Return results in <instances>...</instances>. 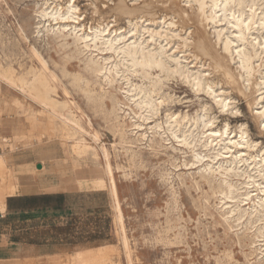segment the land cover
<instances>
[{"label":"rangeland","instance_id":"374dc122","mask_svg":"<svg viewBox=\"0 0 264 264\" xmlns=\"http://www.w3.org/2000/svg\"><path fill=\"white\" fill-rule=\"evenodd\" d=\"M69 4L76 7L80 25L105 22L125 33L131 31L129 21L135 23L140 16L175 17L179 28L193 32L194 42L199 39L209 45L208 54L193 45L190 60L196 57L209 64L204 68L210 73L208 80L219 81L216 89L222 88L234 109L233 114L221 113L208 95L195 93L176 78L166 89L174 105L162 108L158 118L167 108L189 117L205 113L214 118V129H222L226 122L231 136L244 125L258 144L251 154L264 149V119L256 115L257 75L244 94L237 92L240 84L234 88L220 79L212 64L215 37L206 26V10L198 13L194 4L184 7L183 0H0V159L5 160L0 194L5 200L9 189L30 192L50 185L73 193L70 212L31 223L43 232L41 239L56 233L59 237L58 254L49 258L51 264H264V247L261 253L257 250L264 242L254 238L255 227L224 220L223 211L232 203L213 194L219 181L197 173V165H190L189 149L179 148L172 139L163 140L166 134L154 135L147 130L152 123L134 118L142 126L134 129L125 114L119 112L120 118L114 119L116 112L103 98V90L115 95L125 112L130 105L113 86L86 72L85 65L97 59L95 53L74 44V35L67 31L54 30L60 20L42 17L43 10L52 8L65 13ZM182 17L187 19L184 24ZM52 74L60 81L58 87ZM127 75L133 84L148 86L140 73ZM63 89L70 95L67 99L91 118L96 135L79 120L81 112L66 105ZM81 139L94 157L76 155L75 141ZM101 145L108 156L115 198ZM10 223L26 224L16 218Z\"/></svg>","mask_w":264,"mask_h":264},{"label":"bare ground","instance_id":"6f19581e","mask_svg":"<svg viewBox=\"0 0 264 264\" xmlns=\"http://www.w3.org/2000/svg\"><path fill=\"white\" fill-rule=\"evenodd\" d=\"M183 2L184 7L188 8L194 4L198 13L206 10V26H210L209 29L215 37V42L212 43V64L220 74V79L226 84H233L234 88L237 83L240 84L237 92L244 94L251 90L254 75H257L259 82L255 84L258 92L256 105L260 107L256 115L264 119V69H261L264 68V36L261 35V32H264V0H183ZM75 11L76 7L69 4L65 13L61 12L60 7L52 8L50 12L43 10L42 17L60 20L54 30L60 33L67 31L68 34L74 35V44L81 45L86 52L95 53L97 59L95 61L92 59L85 65L86 72L94 78L98 77L106 85L113 86L124 95L125 101L130 105L126 107L128 112H125L120 100L103 90V98L110 100L111 108L116 112L114 119L120 118L118 113L121 112L128 116L130 127L134 129L142 127L141 124H136V121L133 122L134 118L146 124L152 123L147 130L154 135L166 134V139L163 140L172 139L179 148L189 149L193 159L190 165H197V173H200L201 177L206 175L219 181L217 187L212 188L213 194H219L224 200L232 203L231 207L223 211L224 220L233 219L239 224L245 222V227L247 225L255 227L254 238L264 242V149L260 148L256 154L250 153L258 144L249 138L244 125H240L237 133L231 136L233 132H229L226 122L222 129H214L212 116L208 118V114L203 113L189 117L184 111L171 112L168 106H171L174 100L166 91L169 89L167 83L171 79L179 78L195 93L208 95L221 113L233 114L234 108L231 107L230 98L224 95L222 88L216 89L219 81L208 80L210 73L204 68L209 64L198 61L193 56L190 60L189 50L193 45L203 50L205 54H208L209 45L199 39L194 42L193 32L189 28H184L185 30L179 28L175 17L172 16L167 18L166 15H160L155 20L140 16L135 23L129 21L131 31L125 33V30H112L109 23L105 22L84 27L80 25ZM185 20L187 19L182 17L181 23L184 24ZM199 31L201 32V29L194 33L198 35ZM179 48L183 50L178 52ZM223 61L227 62L226 66L223 65ZM127 73H140L147 80L148 86L143 87L142 83L133 84ZM51 78L58 87L60 84L58 78L54 74ZM118 81L121 83L116 89ZM63 93L66 99L70 96L66 89H63ZM65 103L81 112L74 101L67 99ZM165 106L169 108L163 110L164 116L159 119L158 115ZM203 106V110H206L207 105ZM83 117L86 121H83ZM90 119L81 112L79 120L95 134ZM118 126L123 127L119 123ZM75 144L77 156L84 157L90 154L94 157L92 148L82 139L75 141ZM99 148L105 162L109 189L114 197L115 190L110 179L111 168L106 149L102 145ZM170 148L173 151L177 150L172 146ZM179 151L181 152V149ZM4 164L3 157L0 159L1 169ZM183 166L187 167V164L184 163ZM14 195L15 191L9 189L8 196ZM4 202V195L0 194V208L4 206ZM245 205L248 206L244 207ZM114 207L117 209L115 200ZM257 246L261 253L264 243Z\"/></svg>","mask_w":264,"mask_h":264},{"label":"crops","instance_id":"0c3cea01","mask_svg":"<svg viewBox=\"0 0 264 264\" xmlns=\"http://www.w3.org/2000/svg\"><path fill=\"white\" fill-rule=\"evenodd\" d=\"M53 189L51 185L40 191L19 189L14 196L5 199L0 209V264H29L31 261L33 264H51L49 258L58 254L59 237L56 233L41 239L43 232L31 223L48 216H63L72 210L69 197L73 193ZM15 218L26 224L11 225L10 221Z\"/></svg>","mask_w":264,"mask_h":264},{"label":"water","instance_id":"95a60500","mask_svg":"<svg viewBox=\"0 0 264 264\" xmlns=\"http://www.w3.org/2000/svg\"><path fill=\"white\" fill-rule=\"evenodd\" d=\"M37 169H40V165H37Z\"/></svg>","mask_w":264,"mask_h":264},{"label":"built area","instance_id":"2783aa9c","mask_svg":"<svg viewBox=\"0 0 264 264\" xmlns=\"http://www.w3.org/2000/svg\"><path fill=\"white\" fill-rule=\"evenodd\" d=\"M0 152H1V148H0Z\"/></svg>","mask_w":264,"mask_h":264}]
</instances>
